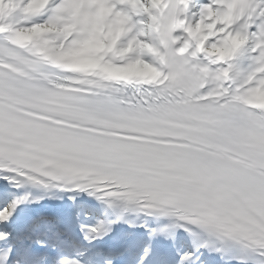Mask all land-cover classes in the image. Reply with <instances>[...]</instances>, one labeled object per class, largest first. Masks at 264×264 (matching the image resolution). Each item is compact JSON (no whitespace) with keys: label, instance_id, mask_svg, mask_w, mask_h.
<instances>
[{"label":"snow or ice","instance_id":"6c2138e0","mask_svg":"<svg viewBox=\"0 0 264 264\" xmlns=\"http://www.w3.org/2000/svg\"><path fill=\"white\" fill-rule=\"evenodd\" d=\"M0 180L165 218L197 238L175 264H264V0H0ZM28 199L0 187V225Z\"/></svg>","mask_w":264,"mask_h":264}]
</instances>
